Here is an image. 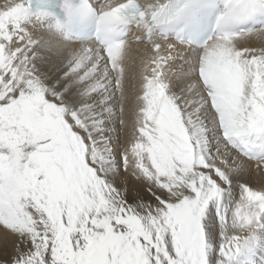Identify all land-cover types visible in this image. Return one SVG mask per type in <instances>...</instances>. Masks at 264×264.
<instances>
[{
  "label": "snow or ice",
  "instance_id": "snow-or-ice-1",
  "mask_svg": "<svg viewBox=\"0 0 264 264\" xmlns=\"http://www.w3.org/2000/svg\"><path fill=\"white\" fill-rule=\"evenodd\" d=\"M0 264H264V0L0 6Z\"/></svg>",
  "mask_w": 264,
  "mask_h": 264
},
{
  "label": "bare ground",
  "instance_id": "bare-ground-1",
  "mask_svg": "<svg viewBox=\"0 0 264 264\" xmlns=\"http://www.w3.org/2000/svg\"><path fill=\"white\" fill-rule=\"evenodd\" d=\"M10 0H0V6L4 3H8ZM13 237L10 234H5L2 229H0V249L5 247L11 248Z\"/></svg>",
  "mask_w": 264,
  "mask_h": 264
}]
</instances>
